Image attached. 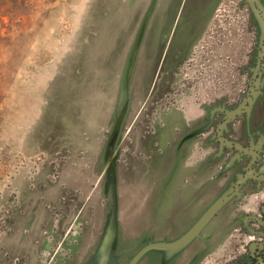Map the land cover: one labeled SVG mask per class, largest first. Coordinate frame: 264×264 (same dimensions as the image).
Instances as JSON below:
<instances>
[{
    "label": "rangeland",
    "instance_id": "rangeland-1",
    "mask_svg": "<svg viewBox=\"0 0 264 264\" xmlns=\"http://www.w3.org/2000/svg\"><path fill=\"white\" fill-rule=\"evenodd\" d=\"M144 1L0 0V264H128L141 247L122 240L131 224L123 197L115 215L111 186L120 195L132 180L130 158L142 168L155 154H138L136 123L158 143L161 113L229 103L249 85L261 29L246 0H215L194 42L173 34L157 55L145 36L150 29L163 36L161 24ZM145 19L134 74L117 92ZM111 92L123 95L126 114L113 140L119 148L102 161L112 124L101 127L100 119L103 102L112 109ZM251 234L232 233L195 264L238 261Z\"/></svg>",
    "mask_w": 264,
    "mask_h": 264
},
{
    "label": "crops",
    "instance_id": "crops-1",
    "mask_svg": "<svg viewBox=\"0 0 264 264\" xmlns=\"http://www.w3.org/2000/svg\"><path fill=\"white\" fill-rule=\"evenodd\" d=\"M214 1L151 0L150 7L156 8L155 11L150 10L151 19L161 24L158 31L162 32L163 36L158 37L157 32L151 29L149 32L146 31L147 47L152 49L150 52L157 55V49L161 47L159 43L168 46L173 34L182 37L181 41L186 43V46L190 41L194 42L192 37L203 28L208 16L207 11L213 6ZM257 1L264 10V0ZM144 4L141 3L143 6ZM174 28L175 30L172 31ZM162 37L165 39L162 40ZM173 47L172 43L171 48ZM130 54L128 64L122 67L121 83L115 85L117 92L118 90L122 92L134 74L133 72L130 74L135 62H132V50ZM174 54L182 55L181 52ZM99 66L102 67L101 64ZM101 82L102 80L99 82V90L106 91L105 84L101 87ZM262 83L263 88L264 75H262ZM117 92H111L109 95L112 98L116 97L111 110H107L108 107L103 102L104 110L100 119L101 127L104 121L107 129L112 124L109 128L112 133L116 122H119L121 129L126 114V110H122L121 106L123 95L121 99V95ZM225 102L211 108L207 105L195 106L189 103L184 108L171 107L161 113L154 120L155 126L160 125L157 128V133L160 134L158 143H153L152 135L142 132L138 134V122L136 123L134 133L138 140L135 144L138 154L155 153L154 158L142 159V168H140V158H130L128 178L132 179L131 183L118 196L116 189L114 191L115 185H112L111 196L115 215L120 212L117 198H124L125 219L131 224L126 223L127 226H131L129 228L131 237H123L122 240L137 243L136 245L141 248L154 245L150 251H160L151 255L153 257L150 264H195L199 257L215 250L234 230L238 229L241 225V217L243 216L244 219L247 211L251 207L254 208L257 195L251 194V184L246 183V179L239 180L242 169L247 166L248 158L245 155L241 156L238 151L231 152L215 142L213 129L219 114L227 109ZM238 123L246 128L249 127L250 115H245L243 122L242 118L237 119L230 127L228 135L233 137L234 142L241 143L245 138L241 137L240 130L237 129ZM95 138L99 140L98 136ZM109 142L110 140L108 142L106 140V145L103 147L105 149L102 151V161L105 160L107 151L111 149ZM101 143L102 145L104 143L102 139ZM119 144L118 140L112 146L119 148ZM108 175L114 183L116 172ZM219 200L222 201L217 210L206 219L191 238L179 246L172 247L176 250L167 251L168 246L161 245L176 244L185 240L186 234L192 231L201 217ZM162 247L165 249H161ZM148 251L140 259L146 261L150 255L147 254Z\"/></svg>",
    "mask_w": 264,
    "mask_h": 264
},
{
    "label": "flooded vegetation",
    "instance_id": "flooded-vegetation-1",
    "mask_svg": "<svg viewBox=\"0 0 264 264\" xmlns=\"http://www.w3.org/2000/svg\"><path fill=\"white\" fill-rule=\"evenodd\" d=\"M246 2L250 11V15L254 18V20H256L247 0ZM258 3L261 5L259 1ZM256 24H258L261 29L260 23L257 20ZM253 48L254 47L252 46V49ZM259 49L258 38L253 54L254 66H250L248 68L249 78H251V81L246 88L241 90V93L236 98H234L232 102L229 101L228 103L226 101L227 109H225V111L235 109V107H237L246 97L247 93L249 92L250 86L253 85V82L255 80L253 78V69L258 63ZM178 56V60H181L182 56ZM261 61L262 68H260L261 74H259V86H257V88L255 87L256 94L255 96H253V102L252 105H250L249 110H244L242 113L237 114L236 117H234L230 121H225V112L220 113L213 129V132L216 136L215 142L217 145L227 148L231 152L238 151L241 153V156L245 155V157L248 158V160L246 161L247 166L242 169L240 180L246 179V183L251 184V194L257 195V200L254 204V208L251 207L247 211V214L244 215V219L243 216L241 217L240 227L234 230V232L243 231L245 233H252V242L248 247V252L243 256L241 255L238 261H231L228 264H264V87L262 88V75H264V59H261ZM245 115H250L249 127L246 128L244 126H241V122L238 123L239 127H237V129L239 128L240 130L239 133L241 134V137L245 139L241 143L234 142L235 140H233V137L228 135L230 132V127L232 126V123L236 122L237 119L241 120L242 118L243 122ZM221 123H223L222 126H220ZM218 130H220V137L224 138V141L219 138ZM226 141L231 143L233 146H229L227 145V143H224ZM235 144L241 145L242 148L239 149L235 147ZM250 231H253L254 233Z\"/></svg>",
    "mask_w": 264,
    "mask_h": 264
},
{
    "label": "water",
    "instance_id": "water-1",
    "mask_svg": "<svg viewBox=\"0 0 264 264\" xmlns=\"http://www.w3.org/2000/svg\"><path fill=\"white\" fill-rule=\"evenodd\" d=\"M251 9H252V13L255 17V19L260 23L261 26V31L259 34V50H258V63L256 65V67L253 69V78L255 79L253 82V85L250 86L249 88V92L247 93L246 97L242 100V102L235 107V109L233 110H223V112H225V121H230L231 119H233L234 117H236L237 114L242 113L244 110L248 111L250 108V105H252L253 102V96H255L256 91H255V87L257 88V86H259V74H261L260 72V68H262V61L261 59H264V11L262 10V6L258 3L257 0H247ZM146 19L144 20L142 27L140 28L139 31V35L136 39V43L135 46H133L132 49V62L135 61V57H136V53H137V49L141 44V39L143 36V32H144V28H146ZM223 123H221L220 126H222ZM120 125L119 122H116L113 133H112V137L110 138V142H109V146L111 147L113 144V140L114 138H116L118 131H119ZM218 134H219V138L224 141V138L220 137V130H218ZM227 143V145L229 146H233L231 143L229 142H224ZM235 147L241 149L242 146L239 144H235ZM240 180V179H239ZM222 200H219L218 202H216L214 204V206L206 213L204 214L201 219L196 223V225L193 227L192 231L186 234V238L185 240L178 242V243H174V244H161L163 246H168L167 251L169 250H176L175 248L172 247H176L179 246L180 244H182L183 242H185L187 239L191 238L198 230L199 228L203 225V223L206 221V219L209 218V216L211 214H213L217 208L220 206ZM152 247H154V245H146L144 247H142L141 249L137 250L136 253L133 255V257H131V259L129 260L128 264H135L138 259H140L143 254L148 251L151 250ZM161 249H165V248H161Z\"/></svg>",
    "mask_w": 264,
    "mask_h": 264
}]
</instances>
